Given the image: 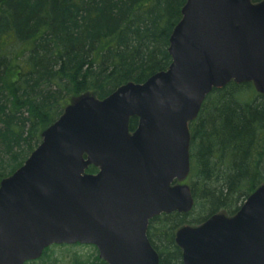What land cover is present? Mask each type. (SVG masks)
Masks as SVG:
<instances>
[{
	"label": "water",
	"instance_id": "95a60500",
	"mask_svg": "<svg viewBox=\"0 0 264 264\" xmlns=\"http://www.w3.org/2000/svg\"><path fill=\"white\" fill-rule=\"evenodd\" d=\"M168 52L169 67L145 82L66 105L0 181V264H25L63 244L92 245L106 264L159 263L148 223L193 206L181 182L188 124L205 96L231 81L264 94V0H186ZM175 242L182 264H264V185L234 215L182 226Z\"/></svg>",
	"mask_w": 264,
	"mask_h": 264
},
{
	"label": "trees",
	"instance_id": "16d2710c",
	"mask_svg": "<svg viewBox=\"0 0 264 264\" xmlns=\"http://www.w3.org/2000/svg\"><path fill=\"white\" fill-rule=\"evenodd\" d=\"M185 2L0 0V181L25 162L66 105L85 94L103 99L166 70L169 38ZM137 124L130 118L129 130ZM188 129L193 206L149 220L158 264H182L179 228L216 213L234 215L264 185V94L252 82L212 89ZM97 170L89 166L86 173ZM89 246L85 255L74 249ZM89 246L52 245L25 264H68L54 257L56 248L69 253V264H106Z\"/></svg>",
	"mask_w": 264,
	"mask_h": 264
},
{
	"label": "rangeland",
	"instance_id": "374dc122",
	"mask_svg": "<svg viewBox=\"0 0 264 264\" xmlns=\"http://www.w3.org/2000/svg\"><path fill=\"white\" fill-rule=\"evenodd\" d=\"M182 184H187L188 185V183H187V181L186 180H184V181H182L181 182ZM189 186V185H188ZM89 246V245H88ZM75 250H78L77 252H79L78 254H83V255H85V254H89L90 252H91V247L89 246L88 248H74ZM55 252H56V255L57 256H54V257H56V258H61V259H64V262H66V263H68L69 264V261H70V256L68 255V254H63L62 253V250H59L58 248H56V250H55ZM71 253V252H70ZM60 260V259H59ZM61 263H62V261H61ZM58 264V263H57Z\"/></svg>",
	"mask_w": 264,
	"mask_h": 264
}]
</instances>
